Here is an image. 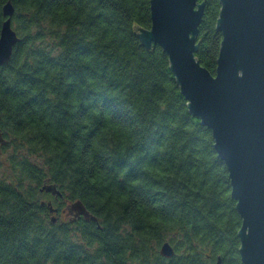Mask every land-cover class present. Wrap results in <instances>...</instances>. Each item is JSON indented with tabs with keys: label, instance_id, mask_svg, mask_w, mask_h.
Listing matches in <instances>:
<instances>
[{
	"label": "trees",
	"instance_id": "trees-1",
	"mask_svg": "<svg viewBox=\"0 0 264 264\" xmlns=\"http://www.w3.org/2000/svg\"><path fill=\"white\" fill-rule=\"evenodd\" d=\"M150 1L12 0L20 39L0 66V264H243L212 130L190 112L168 54L138 37ZM220 9L206 0L196 53L213 74ZM75 201L96 220L69 217Z\"/></svg>",
	"mask_w": 264,
	"mask_h": 264
},
{
	"label": "water",
	"instance_id": "water-1",
	"mask_svg": "<svg viewBox=\"0 0 264 264\" xmlns=\"http://www.w3.org/2000/svg\"><path fill=\"white\" fill-rule=\"evenodd\" d=\"M150 2L151 26L141 28L138 37L146 48L159 45L168 54L190 112L212 130L242 218L238 232L242 263L264 264V0H220L216 29L223 38L215 74L196 57L206 0ZM3 12L0 66L11 59L20 39L12 24V0ZM0 142L5 143L1 129ZM41 190L61 195L53 184ZM70 210L96 220L81 201L72 203ZM52 221H57L55 214ZM160 253L171 258L174 246L166 241Z\"/></svg>",
	"mask_w": 264,
	"mask_h": 264
},
{
	"label": "rangeland",
	"instance_id": "rangeland-1",
	"mask_svg": "<svg viewBox=\"0 0 264 264\" xmlns=\"http://www.w3.org/2000/svg\"><path fill=\"white\" fill-rule=\"evenodd\" d=\"M70 207L71 206H69V209H68V216L69 217H75L76 216V211H74V210H70Z\"/></svg>",
	"mask_w": 264,
	"mask_h": 264
}]
</instances>
